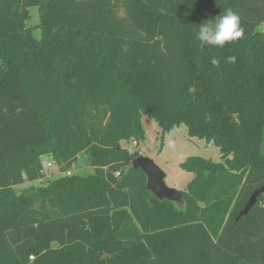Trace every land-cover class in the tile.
I'll list each match as a JSON object with an SVG mask.
<instances>
[{
    "label": "trees",
    "instance_id": "obj_1",
    "mask_svg": "<svg viewBox=\"0 0 264 264\" xmlns=\"http://www.w3.org/2000/svg\"><path fill=\"white\" fill-rule=\"evenodd\" d=\"M227 8L244 38L202 46ZM143 115L220 148L180 163L184 206L132 165ZM263 184L264 0H0V264H264V193L240 214Z\"/></svg>",
    "mask_w": 264,
    "mask_h": 264
},
{
    "label": "rangeland",
    "instance_id": "obj_2",
    "mask_svg": "<svg viewBox=\"0 0 264 264\" xmlns=\"http://www.w3.org/2000/svg\"><path fill=\"white\" fill-rule=\"evenodd\" d=\"M29 18L27 25L37 26L39 23L38 6L29 7ZM34 34L37 38L41 37V31L38 27L34 28ZM145 129V137L136 144L131 140L125 142L124 145L131 150L138 149L142 155H147L155 160V162L166 172V183L174 188L184 190L187 184L193 178L192 172L184 170L180 163L188 156L199 155L210 158L214 161L222 160L220 148L213 143L198 137H191L187 133L184 124L177 127L174 133H162L158 123L147 115L142 117ZM52 157L49 154L41 156L42 162ZM94 172V167L88 162L86 154H80L77 162L70 170L62 171L60 166L54 161L51 166L43 167L39 171V175L32 180H28L22 184L14 185L16 191L20 192L31 185L47 186L49 182L55 178L66 174H82L88 175Z\"/></svg>",
    "mask_w": 264,
    "mask_h": 264
},
{
    "label": "clouds",
    "instance_id": "obj_3",
    "mask_svg": "<svg viewBox=\"0 0 264 264\" xmlns=\"http://www.w3.org/2000/svg\"><path fill=\"white\" fill-rule=\"evenodd\" d=\"M245 36V27L242 24L241 16L232 8L223 10L215 21L208 20L201 23L197 32V38L201 45H211L223 47L225 44L243 39ZM228 63L234 64L235 56L227 58ZM216 62L213 61V64Z\"/></svg>",
    "mask_w": 264,
    "mask_h": 264
},
{
    "label": "water",
    "instance_id": "obj_4",
    "mask_svg": "<svg viewBox=\"0 0 264 264\" xmlns=\"http://www.w3.org/2000/svg\"><path fill=\"white\" fill-rule=\"evenodd\" d=\"M135 168H141L147 176V188L159 199H168L184 206L185 199L180 189L169 186L166 181V172L147 155H140L132 160ZM264 193V184L258 187L250 196L245 208L240 214H246L255 204L258 196Z\"/></svg>",
    "mask_w": 264,
    "mask_h": 264
},
{
    "label": "built area",
    "instance_id": "obj_5",
    "mask_svg": "<svg viewBox=\"0 0 264 264\" xmlns=\"http://www.w3.org/2000/svg\"><path fill=\"white\" fill-rule=\"evenodd\" d=\"M42 163H43V167L51 166L53 164V158L50 157L49 159H45Z\"/></svg>",
    "mask_w": 264,
    "mask_h": 264
}]
</instances>
